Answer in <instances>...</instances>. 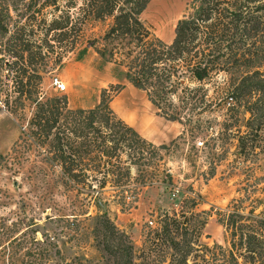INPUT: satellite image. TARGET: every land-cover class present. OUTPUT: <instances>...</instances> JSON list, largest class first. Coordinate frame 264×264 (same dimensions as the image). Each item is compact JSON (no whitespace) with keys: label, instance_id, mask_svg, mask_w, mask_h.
<instances>
[{"label":"rangeland","instance_id":"obj_1","mask_svg":"<svg viewBox=\"0 0 264 264\" xmlns=\"http://www.w3.org/2000/svg\"><path fill=\"white\" fill-rule=\"evenodd\" d=\"M41 1L0 0V9L8 8L0 22L9 30L23 25L43 31L52 9L44 5L35 11ZM189 5L190 0H149L139 17L168 42L176 19ZM110 21L85 18L59 64L50 62L51 52L46 65L27 59L24 67L33 79V67L43 66L42 92L65 94L69 107H91L102 87L111 92L110 85L120 84L108 100L113 111L145 139L166 144L150 150L146 165L129 164L130 178L124 183L114 188L108 182L99 193L106 217L126 237L105 236L101 208L85 200L84 192L76 195L65 188L58 168L36 151L27 137L29 101L18 115L0 103V264H128V244L130 264H231L223 253L228 231L216 212L233 208L238 203L230 200L238 196L250 217L251 208L254 213L264 208V111L250 116L245 105L212 103L192 113L197 126L163 118L145 93L124 78L121 65L96 52L105 44L101 36ZM5 67L0 62L2 72ZM53 76L63 81L62 90L55 88ZM218 81L217 76L206 84L208 96L214 95ZM255 94L244 99L250 102ZM226 100L232 101L229 96ZM238 133L243 147L237 145ZM120 154L125 158L124 151ZM237 261L249 264L238 256Z\"/></svg>","mask_w":264,"mask_h":264},{"label":"trees","instance_id":"obj_2","mask_svg":"<svg viewBox=\"0 0 264 264\" xmlns=\"http://www.w3.org/2000/svg\"><path fill=\"white\" fill-rule=\"evenodd\" d=\"M148 1L42 0L35 11L44 5L52 9L43 31L23 25L9 30L0 22V62L6 65L4 72L0 68L1 105L18 115L29 101L27 137L58 168L65 188L75 190L76 195L84 192L85 200L90 198L101 208L103 232L111 239L126 235L106 217L99 193L108 182L114 188L124 183L130 178L129 164L146 165L150 150L166 144L145 139L113 111L108 100L120 84L110 85L111 92L102 87L99 100L91 107H69L65 94L42 92L44 67H33L31 79L24 60L46 65L52 52L50 62L59 64L63 52L78 38L85 18L110 17L101 36L105 44L96 52L121 65L124 78L145 93L163 118L197 126L192 113L212 103L245 105L250 116L264 111V97L259 96L264 93V0H190L168 42L154 35L139 17ZM2 13L8 15V8L0 9V21ZM217 76L220 81L210 97L206 84ZM247 93H256L250 102L244 99ZM228 96L232 101L226 100ZM236 140L239 147L244 146L243 134H236ZM165 175L170 177L168 172ZM123 190L119 189L125 200ZM241 200L240 196L232 198L230 202L238 204L216 212V220L229 235L223 253L231 264H240L237 256L258 264L264 261V208L258 213L251 208L250 217L241 210ZM130 247L125 253L128 264Z\"/></svg>","mask_w":264,"mask_h":264},{"label":"built area","instance_id":"obj_3","mask_svg":"<svg viewBox=\"0 0 264 264\" xmlns=\"http://www.w3.org/2000/svg\"><path fill=\"white\" fill-rule=\"evenodd\" d=\"M52 83L54 84L55 88L58 90H62L64 88V83L58 76H53L52 77ZM151 222L150 220H148Z\"/></svg>","mask_w":264,"mask_h":264},{"label":"crops","instance_id":"obj_4","mask_svg":"<svg viewBox=\"0 0 264 264\" xmlns=\"http://www.w3.org/2000/svg\"><path fill=\"white\" fill-rule=\"evenodd\" d=\"M156 112V111H155ZM134 116V115H133ZM127 117V116H126ZM121 118V117H120ZM128 118V117H127ZM134 118V117H133ZM132 118V119H133ZM128 119H130V120H132L131 118H128ZM123 121H125L124 119H123ZM126 122V121H125ZM127 123V122H126ZM129 123H131V122H129ZM128 124V123H127ZM129 125H131V124H129ZM131 126H133V125H131ZM139 133V132H138Z\"/></svg>","mask_w":264,"mask_h":264},{"label":"water","instance_id":"obj_5","mask_svg":"<svg viewBox=\"0 0 264 264\" xmlns=\"http://www.w3.org/2000/svg\"><path fill=\"white\" fill-rule=\"evenodd\" d=\"M102 209H103V207H102Z\"/></svg>","mask_w":264,"mask_h":264}]
</instances>
